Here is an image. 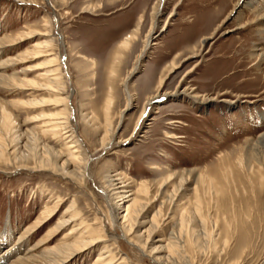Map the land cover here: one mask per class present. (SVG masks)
Masks as SVG:
<instances>
[{
    "label": "rangeland",
    "instance_id": "374dc122",
    "mask_svg": "<svg viewBox=\"0 0 264 264\" xmlns=\"http://www.w3.org/2000/svg\"><path fill=\"white\" fill-rule=\"evenodd\" d=\"M235 1L162 0L156 6L157 0H0V41L52 26L49 50L59 60L51 68L69 96L65 106L42 88L0 84V107L11 113L14 133L38 134L47 123L69 118L67 130L87 160L79 183L50 169H32V160L21 168L3 155L0 256L9 258L0 257V264L21 254L39 257L74 239L78 234L70 230L74 225L78 230L81 220L106 237L103 243L117 259L123 255L128 264H157L128 244L119 221H109L102 186L107 174L123 182L126 194L148 185V196L135 197L149 203V217L161 212L160 230L152 236L157 244L165 245L180 218H188L183 234L190 264H264V165L251 152L264 134V21L254 17L263 0L233 11ZM152 25L155 45L142 53ZM42 38L1 46L2 74L42 84L37 78L45 58L26 54ZM204 38L209 39L200 45ZM10 59L17 61L7 65ZM171 64L178 68L168 74ZM160 79V96L147 103ZM35 99L42 102L36 108L12 104ZM39 135L56 152L65 153L71 145L64 131ZM70 209L78 212V221L55 232ZM50 210L54 213L36 229L42 212ZM99 252L90 249L60 264H95Z\"/></svg>",
    "mask_w": 264,
    "mask_h": 264
},
{
    "label": "bare ground",
    "instance_id": "6f19581e",
    "mask_svg": "<svg viewBox=\"0 0 264 264\" xmlns=\"http://www.w3.org/2000/svg\"><path fill=\"white\" fill-rule=\"evenodd\" d=\"M160 3H162V0H157L156 6L161 5ZM253 4L255 5L256 1L253 2L252 0H236L234 2L233 11L238 7V5L252 7ZM255 7L254 8L257 9L254 12L255 19L256 20L263 19L264 21V0L261 5L259 4L258 6L256 4ZM153 14L155 15V17L158 15L157 12ZM48 25L49 23L46 22L44 27H48ZM51 27L49 26L46 29L44 28L42 33H35V32L30 31L26 35L24 34L17 35L14 38L12 37L5 38L0 41V47L1 46H13L14 47L16 44L23 42L25 40L23 39L24 37L26 39H29L31 37H35L36 35H40L41 37L45 38L44 40L42 38L43 41L40 44L32 45V49L26 52L27 55H30L33 57L31 59H38L39 57H42V55L45 58L46 60L45 66L44 68L41 67L44 69V72L40 74L39 77L37 78L38 80L43 81L44 84L39 83V81H33V80L32 81L31 80L26 81V80H20V79L17 80L15 76H11V77L4 76L2 74V69L4 68L5 63L0 64V84L4 86H9V87L13 85L15 88L21 89V90L22 88L24 89L25 87H28V86L33 87V89H35V87L36 89L42 88L41 90H44L47 93L52 94V96H54V98L56 99L55 100L56 103L66 106V104L68 103L69 96H66L64 94V89L61 87L62 83L60 82V79L58 78L57 70H53L51 68V67H56L58 65L57 63L59 60L58 56L55 54H52L51 51L49 50L53 42L52 40H50V37H51L50 28ZM152 30H153V25L150 28L147 36L145 37L142 53L145 52L149 46L155 45L154 43H152V40L154 39V36H152L151 34ZM137 31H138V28L136 27L133 34L130 35V38L135 37V34L137 33ZM208 39L204 38L200 42L201 43L200 45H203ZM127 44H128V41L124 42L123 45L126 46ZM16 61L17 60L15 59L13 60L10 59L9 62H6V64L7 65L12 64ZM176 68H178L177 64H171L170 71L168 72V74L171 73ZM163 81L164 79L159 80L155 88V91H154V93L155 92L157 93L151 97L149 96L147 103L152 101L154 98L160 96L158 93V90L161 88ZM227 101L228 100L223 99L220 102H227ZM12 104H16L18 106L26 105V106H32L36 108L37 106H40L42 102L41 101L38 102L35 99L29 103L28 102H13ZM0 112L2 114L3 124L5 125V127L2 125L0 126V160H2V157L4 154L8 153L10 157H13L12 161L14 162L17 161V163L21 165V168L22 167L25 168V164H27L28 161L32 160L34 164V167L32 169H35V170L50 169L66 177H69L72 180H76L79 183L83 182L85 171L87 170L86 168L87 160L84 154H82V152L79 150L80 148L77 144L78 140L75 139L76 137L73 135V132L70 133V130H67L69 129L68 128L69 118L59 117L60 119H57L58 121L54 120V121L47 123V125L45 126L46 129L43 130L41 133H38V134L29 133V134H26V137H25V135H20V134L16 135L17 132L14 133L15 129H14L13 117L11 113L7 111L5 106L2 105V107H0ZM40 117L42 118L41 114L37 116V118H40ZM83 119L84 120L87 119V116H83ZM107 123H108V118L106 117L104 137L106 136V138L109 139V137H111V128L109 127V125H107ZM59 131H64V135H66V137L70 139L71 145L68 147L69 150L67 149L65 153L56 152L52 148L48 147L46 144L42 142L41 137L39 135L41 134V136H44V134H47V133H50V134L53 133V135H56ZM23 138L25 139V143L22 146L23 151L21 152V154H19V151H20L19 146L22 143ZM104 143H105L104 140H101L102 147H105L106 143L105 144ZM71 149L73 151H71ZM251 152H255V154L253 155L255 162H257L258 165L260 166V163L262 161V165H264V134H262L254 142L251 148ZM248 165H252V164H248ZM251 168L252 167L250 166L249 171L253 173V170H252L253 168L252 169ZM261 169L262 168H258L257 170L259 171ZM28 170L31 171V169H28ZM183 178L184 177L180 179L179 186H182V184L184 183ZM102 181H103L102 186L104 190L105 199H106V202L109 203L110 205L109 206L110 215L108 216L109 217L108 219L110 222L111 221L114 222V220L115 222L119 221V226L128 244L134 246L137 250H139L142 253V255L152 258L157 264H190V262L186 259V255L184 251V241L185 240H184V234H183V228L185 227L186 229L185 225H187L189 221L187 220L188 218L184 216H182L181 218L179 217L180 221L178 224L175 225V228L178 225V230L176 231L173 228L171 232L169 233L168 238L166 239L165 245L163 246L159 245L154 240H152V236L158 230H160V219L162 218L161 212L156 211L151 217H149L148 216V209L150 206L149 203L142 201L141 199H138L135 197L137 195L139 197L148 196V193H149L148 185L145 183L139 184L136 186L135 191H134L136 194L134 193L126 194L123 191L125 189V187L122 186L123 182L116 183V181L118 180L116 179L113 180V177H110L108 174L103 178ZM165 184H166V181L161 182L162 186ZM181 189H183V187ZM195 206L197 208L200 207V200L196 201ZM71 210L72 209H70V211ZM195 212L200 213V209H195ZM53 213H54V210L42 212V216H44V220H39L37 222L39 224L37 225L38 227L36 229L38 230L41 229ZM78 215H79L78 212H76L75 210H72V213L68 219L66 220L60 219V221L56 223L54 231L55 232L60 231L59 230L60 228L64 229L68 223L73 224L74 222H77ZM112 215L114 216L112 217ZM78 223H79L78 230H74L76 225H74L73 228L70 230L71 234H74V233L78 234V236L75 237L74 239H71L70 241H63L61 242V244L53 248H50L49 250H46L45 252H43V254H41L39 257H36V258L35 256L34 258H30V259L25 258V254L23 257H22L23 254H21V257L18 256L10 264H35L36 262L37 264H41V263L42 264H60L62 262L63 263L66 262L67 260L73 257H76V255L85 253L90 249L100 251L99 254H97L95 264H113L115 261L120 260V259L126 264H128L127 263L128 260L125 258V256L122 255L120 258L117 259L116 255H114L113 252L108 250V248L103 243L106 240V237L102 236L100 231L94 230L90 225L86 224L82 220ZM36 229L35 230L33 229L34 230L33 233L36 231ZM51 235L49 236V238L51 237ZM64 238H66V236ZM22 240H23L22 238H19L17 242H21ZM100 244H104V246L99 247L98 245ZM160 249H162V251H160ZM4 256H7V255H3V256L1 255L0 257L2 258ZM175 259L178 260V263L174 262Z\"/></svg>",
    "mask_w": 264,
    "mask_h": 264
}]
</instances>
